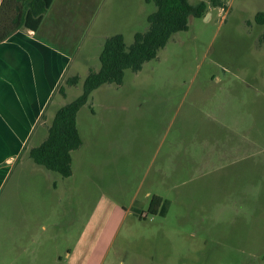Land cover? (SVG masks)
<instances>
[{
	"label": "rangeland",
	"instance_id": "1",
	"mask_svg": "<svg viewBox=\"0 0 264 264\" xmlns=\"http://www.w3.org/2000/svg\"><path fill=\"white\" fill-rule=\"evenodd\" d=\"M211 1L212 14L190 16L141 70L93 91L78 112L71 176L15 170L0 196V264H72L68 252L101 197L128 206L137 193L116 239L109 245L112 232L89 229L81 259L264 264V23L256 21L264 0ZM93 2L111 22L106 32L122 33L128 47L157 9L146 0ZM93 34L81 37L75 63L86 56L98 68L104 41ZM82 84L57 99L72 101ZM148 189L169 199L165 215L149 212Z\"/></svg>",
	"mask_w": 264,
	"mask_h": 264
},
{
	"label": "crops",
	"instance_id": "2",
	"mask_svg": "<svg viewBox=\"0 0 264 264\" xmlns=\"http://www.w3.org/2000/svg\"><path fill=\"white\" fill-rule=\"evenodd\" d=\"M79 2L54 0L38 30L20 29L0 43V196L16 169L22 172L30 168V173L45 175V168L29 157V150L47 138L56 111L68 103L58 100V96L65 98L68 87H79L83 82V63L87 65L86 76L101 67V62L98 68L89 64L86 56L85 62L75 63L76 51L87 30L94 33L92 42L102 40L104 44L111 36L106 32L111 22L98 14L99 4L94 7L93 0ZM75 76L80 82L68 84V80ZM35 138L39 139V144L31 143ZM155 195L169 201L163 195ZM147 196L152 197V190L148 189ZM137 201L138 193L128 206L101 197L84 227L86 231L81 241L73 253L68 252L71 263L102 264L103 258L96 263L89 257L87 260L80 258L82 251L78 250L85 234L89 229H106L105 234L112 232L110 245L125 220L133 214ZM101 241L99 235L96 243Z\"/></svg>",
	"mask_w": 264,
	"mask_h": 264
},
{
	"label": "trees",
	"instance_id": "3",
	"mask_svg": "<svg viewBox=\"0 0 264 264\" xmlns=\"http://www.w3.org/2000/svg\"><path fill=\"white\" fill-rule=\"evenodd\" d=\"M54 0H2L0 4V43L20 29L38 30L44 15ZM154 2L157 9L148 15L149 27L135 34L134 43L128 47L122 33L109 36L100 54L101 67L91 71L83 80L80 95L60 107L49 128L47 138L29 150V156L48 170L59 172L64 177L72 175V152L82 145L77 116L89 101L94 90L103 84H122L127 69L139 71L144 63L157 57L171 36L188 29L190 16L204 17L210 3L205 0L193 4L189 0H146ZM213 6L221 5L212 0ZM256 21L264 23V12L256 14ZM80 78L75 76L68 84L76 85ZM169 201L154 195L149 212L165 215Z\"/></svg>",
	"mask_w": 264,
	"mask_h": 264
},
{
	"label": "water",
	"instance_id": "4",
	"mask_svg": "<svg viewBox=\"0 0 264 264\" xmlns=\"http://www.w3.org/2000/svg\"><path fill=\"white\" fill-rule=\"evenodd\" d=\"M210 15V13H207V16H209Z\"/></svg>",
	"mask_w": 264,
	"mask_h": 264
}]
</instances>
